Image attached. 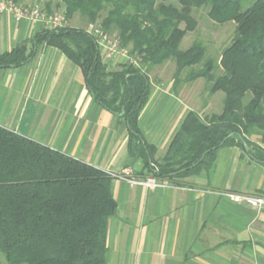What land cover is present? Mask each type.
<instances>
[{
  "label": "trees",
  "instance_id": "16d2710c",
  "mask_svg": "<svg viewBox=\"0 0 264 264\" xmlns=\"http://www.w3.org/2000/svg\"><path fill=\"white\" fill-rule=\"evenodd\" d=\"M18 6L22 0H12ZM64 25L43 28L29 42L0 54V69L29 63L40 46L63 52L80 67L93 100L128 127L127 150L148 176L168 182L209 172L219 150L238 147L264 165V0H60ZM52 2L42 8L52 16ZM38 5V4H36ZM208 9L217 25L233 23L234 37L219 59L195 40L194 10ZM76 15L127 51L111 70L99 39L71 26ZM99 21V22H98ZM174 61V87L204 79L209 96L224 94L220 113L188 111L165 156L139 127L152 81L150 70ZM199 67V68H197ZM204 106L208 107V104ZM257 136L256 141L250 138ZM114 177L81 160L0 126V254L5 264H107L109 220L117 213ZM2 264V263H0Z\"/></svg>",
  "mask_w": 264,
  "mask_h": 264
},
{
  "label": "crops",
  "instance_id": "0c3cea01",
  "mask_svg": "<svg viewBox=\"0 0 264 264\" xmlns=\"http://www.w3.org/2000/svg\"><path fill=\"white\" fill-rule=\"evenodd\" d=\"M43 28L0 14V54ZM117 62L105 61L111 70ZM190 110L171 82L152 81L139 127L157 160ZM0 126L108 173L148 177L143 161L128 153L126 122L93 100L80 67L57 48L40 46L26 65L0 69ZM168 183L148 188L114 179L118 208L109 220L108 263L264 264V210L225 196H264V165L224 147L209 172Z\"/></svg>",
  "mask_w": 264,
  "mask_h": 264
},
{
  "label": "rangeland",
  "instance_id": "374dc122",
  "mask_svg": "<svg viewBox=\"0 0 264 264\" xmlns=\"http://www.w3.org/2000/svg\"><path fill=\"white\" fill-rule=\"evenodd\" d=\"M48 2H52L50 7V10L52 12L51 14H55L63 11V6L61 5L60 0H22L21 4H24L25 6H29V7L38 4L41 7L46 8V4ZM193 15L198 21V27L195 32L188 33L185 36V38L183 39L180 45V49L185 50L189 48L195 40H201L206 47L207 57H211L215 60H218L223 49L230 44L232 38L234 37L235 29H236L235 24L233 23H228L226 25L214 24L208 18V9L206 8L194 10ZM70 25L78 28H82L84 30H88L89 26L92 24H88L85 19H82L79 15H76L74 19L70 22ZM115 59L118 60L117 65L119 66L120 61H122V58H119L117 56V58ZM175 71H176L175 62L168 61L162 65L153 67L149 72V76L151 77V80L153 82L155 81L161 83L171 82L174 87ZM188 74H189L188 70L182 71L180 75L181 82L176 86L177 92L180 93L185 98L189 106L194 111L200 113L202 117H205L206 115H211L212 113H220L223 108L224 94L222 92H218L215 95L209 96V84L204 79H197L195 81L188 82L186 81V77ZM205 104H208V107L204 106ZM250 139L255 141L258 140L259 138L257 136L256 137L253 136ZM123 171L120 173H123ZM131 174H133L132 171ZM0 263L5 264L4 258L1 254H0ZM108 264H112V263H108Z\"/></svg>",
  "mask_w": 264,
  "mask_h": 264
},
{
  "label": "built area",
  "instance_id": "2783aa9c",
  "mask_svg": "<svg viewBox=\"0 0 264 264\" xmlns=\"http://www.w3.org/2000/svg\"><path fill=\"white\" fill-rule=\"evenodd\" d=\"M3 13L12 14L17 21L28 19L33 23L40 22L48 28H58L64 25L62 14L48 16L42 11L39 5L25 8L23 6H18L12 0H0V14ZM88 31L99 39L104 61L114 60L117 56L122 58L120 62H124L128 59L127 51L120 49L117 42L104 34L99 27L90 25ZM110 175L114 178H121L132 186L141 185L148 188H164L169 186L167 181L154 177L137 178L131 174L130 170H124L123 173L120 174L110 173ZM225 196L235 203L245 204L258 211L264 210V196L238 192H225Z\"/></svg>",
  "mask_w": 264,
  "mask_h": 264
}]
</instances>
